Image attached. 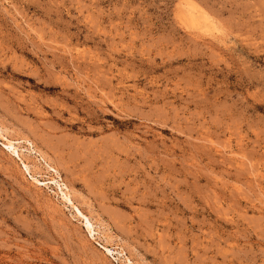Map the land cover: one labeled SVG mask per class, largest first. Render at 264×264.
Listing matches in <instances>:
<instances>
[{"label":"rangeland","instance_id":"1","mask_svg":"<svg viewBox=\"0 0 264 264\" xmlns=\"http://www.w3.org/2000/svg\"><path fill=\"white\" fill-rule=\"evenodd\" d=\"M0 128V264H264V0H0Z\"/></svg>","mask_w":264,"mask_h":264},{"label":"bare ground","instance_id":"2","mask_svg":"<svg viewBox=\"0 0 264 264\" xmlns=\"http://www.w3.org/2000/svg\"><path fill=\"white\" fill-rule=\"evenodd\" d=\"M209 24V23H208ZM183 25V24H182ZM194 25V24H193ZM200 26V25H199ZM198 26V27H199ZM205 26V25H204ZM198 30V29H197ZM2 128H0V138L2 137V138H4V140H6V142H5V144L8 146V147H12L13 146V142L9 139V138H6L5 136H4V134L1 132L2 130H1ZM3 134V135H2ZM4 142V141H3ZM15 151V150H14ZM18 154V153H17ZM24 168H26V169H28L27 168V166H26V164L24 165ZM65 186V185H64ZM66 188V187H65ZM69 190V189H68ZM67 192H69V191H67ZM70 196V195H69ZM66 199V198H65ZM68 199V201L70 202V204L75 208V211H76V213H77V216H81V217H83L84 218V220H85V223H86V226L89 228V230H90V225H91V223H90V221H89V219H88V217L87 216H85L83 213H82V211L76 206V205H74L73 204V202L69 199V198H67ZM90 232H91V230H90ZM106 249V248H105ZM108 250V249H107Z\"/></svg>","mask_w":264,"mask_h":264}]
</instances>
